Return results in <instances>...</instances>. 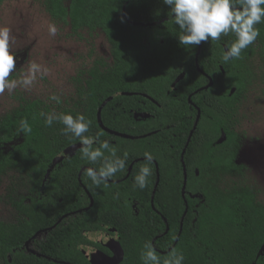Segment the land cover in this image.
<instances>
[{
	"label": "trees",
	"instance_id": "1",
	"mask_svg": "<svg viewBox=\"0 0 264 264\" xmlns=\"http://www.w3.org/2000/svg\"><path fill=\"white\" fill-rule=\"evenodd\" d=\"M34 1L74 35H103L109 52L78 69L60 103L22 97L0 117V177H10L9 189L26 190L20 196L11 190L15 218L0 220V264H91L84 248L101 247L91 236L110 229L125 250L119 264H144L148 242L161 264L172 249L183 264H264V203L235 179L241 148L235 114L250 66L258 59L264 68V23L241 58L224 63L234 34L180 45L162 0ZM101 107L105 127L121 135L101 127ZM42 112L85 115L92 122L86 135L100 134L121 158L127 153L125 169L97 186L83 170L101 162L85 160L81 147L54 164L81 143L63 135L58 121L45 126ZM21 119L30 134L18 133ZM145 152L153 171L140 190L134 178ZM47 229L36 247L41 256L27 252L28 241Z\"/></svg>",
	"mask_w": 264,
	"mask_h": 264
},
{
	"label": "rangeland",
	"instance_id": "2",
	"mask_svg": "<svg viewBox=\"0 0 264 264\" xmlns=\"http://www.w3.org/2000/svg\"><path fill=\"white\" fill-rule=\"evenodd\" d=\"M50 24L58 29L54 36L49 34ZM0 27L10 28L14 37L10 52L16 58V69L11 79L19 80L32 63L50 69L49 75L42 79L38 76L30 88L18 86L12 92L0 94V117L15 108L22 97L53 94L63 97L73 90L69 80L83 64L109 52L103 35L87 31L72 34L70 29L57 25L41 3L34 0H5L0 4ZM250 67L251 79L235 114L236 131L241 138L237 159L240 172L235 179L252 187L264 203V68L258 59ZM10 180L5 175L0 177V220L3 221L15 218L7 204L11 190L14 188L19 196L26 191L22 185L9 189ZM37 238L43 239L44 235ZM29 248H34L33 244ZM260 253L264 256V245Z\"/></svg>",
	"mask_w": 264,
	"mask_h": 264
},
{
	"label": "clouds",
	"instance_id": "3",
	"mask_svg": "<svg viewBox=\"0 0 264 264\" xmlns=\"http://www.w3.org/2000/svg\"><path fill=\"white\" fill-rule=\"evenodd\" d=\"M171 12L169 19L179 28L178 41L184 46H198L202 42L210 40L218 41L222 36L234 34V41L226 47L222 55V61L227 63L241 58L245 49L253 45L260 35L257 25L264 23V0H162ZM49 34L55 35L57 27L49 25ZM14 37L11 29L0 27V94L5 91L12 92L18 86L30 88L39 78L50 74V69L32 63L28 71L19 79H11L16 69V58L10 52V46ZM50 101L60 103V97L53 94ZM45 126L51 127L54 121H58L64 127L63 135L71 134L79 138L82 157L96 164L99 168H85L83 175L88 177L93 184L99 186L107 184L118 172L126 167L127 153L123 158L116 155V149L107 141L100 140V134L86 135L90 131L91 121L83 114L73 116L70 113L45 114ZM32 127L27 119L19 121L18 133L30 134ZM95 145V147H94ZM105 152L110 153L105 156ZM138 174L134 178V188L143 190L148 185V179L152 175L153 157L151 153H144ZM145 251L141 253L144 264H161L156 250L151 242L144 245ZM184 256L172 249L163 264H183Z\"/></svg>",
	"mask_w": 264,
	"mask_h": 264
},
{
	"label": "water",
	"instance_id": "4",
	"mask_svg": "<svg viewBox=\"0 0 264 264\" xmlns=\"http://www.w3.org/2000/svg\"><path fill=\"white\" fill-rule=\"evenodd\" d=\"M111 100L108 99L104 104L103 107ZM103 107H101L100 111H99V123L101 125V127L103 129H105L106 131L110 132V133H116L108 128L105 127V125L103 124L102 121V110ZM145 117H147V115H144ZM118 135H121L119 133H116ZM81 146H71L69 148H67L66 150L62 151L60 154L57 155V157L54 160V164H58L60 162H62L68 155L74 153L75 151H77ZM185 172H186V168H185ZM50 174V172H49ZM48 174V175H49ZM113 232H115V229H112ZM99 243L104 245L105 247H108L111 249V251L113 252V256H110L108 254H106L103 251H96L91 257H90V262L92 264H119L125 257V250L124 247L121 243L120 240L115 239L113 237H111V235H105L102 236L98 239Z\"/></svg>",
	"mask_w": 264,
	"mask_h": 264
},
{
	"label": "flooded vegetation",
	"instance_id": "5",
	"mask_svg": "<svg viewBox=\"0 0 264 264\" xmlns=\"http://www.w3.org/2000/svg\"><path fill=\"white\" fill-rule=\"evenodd\" d=\"M62 221H63V218L60 219L59 223H61ZM56 226H57V225H56ZM56 226H54L52 229H54ZM50 231H51V229H47V230H45V231H40V232H38V233L36 234V236H35L33 239L29 240L28 243H27V246H26V247H27V252L32 253V254H35V255H40V256H41V254H39V252H36L37 244H38V242H40V241H44V240L48 237V234H49ZM40 234H43V235H44V238H43V239H38V238H37V236L40 235ZM106 234H107V235H111V237L120 240L118 237H116L115 235H113V234H115V232H113L112 229H110L108 232H101V233H99L100 236H99L97 239H94V238L92 237L93 235L91 236V238H93L94 240L97 241L98 244H100L99 241H98V239H99L100 237H102V236H105ZM96 235H98V234H96ZM31 244H33V247H34V248H32V249L29 248V245H31ZM100 245H101V247H90V248H86V249L84 248V251H85L86 255L89 257V260H90V257H91L96 251H98V250L103 251V252H105L106 254H108V255H110V256H113V252L111 251L110 248L105 247V246L102 245V244H100ZM91 264H92V263H91Z\"/></svg>",
	"mask_w": 264,
	"mask_h": 264
}]
</instances>
